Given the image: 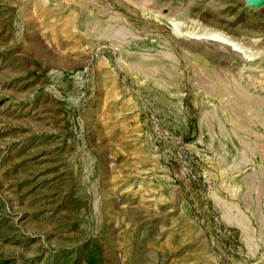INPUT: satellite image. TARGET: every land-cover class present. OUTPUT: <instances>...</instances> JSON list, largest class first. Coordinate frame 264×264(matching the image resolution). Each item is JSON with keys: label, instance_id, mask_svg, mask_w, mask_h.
I'll return each mask as SVG.
<instances>
[{"label": "rangeland", "instance_id": "374dc122", "mask_svg": "<svg viewBox=\"0 0 264 264\" xmlns=\"http://www.w3.org/2000/svg\"><path fill=\"white\" fill-rule=\"evenodd\" d=\"M0 264H264V0H0Z\"/></svg>", "mask_w": 264, "mask_h": 264}, {"label": "bare ground", "instance_id": "6f19581e", "mask_svg": "<svg viewBox=\"0 0 264 264\" xmlns=\"http://www.w3.org/2000/svg\"><path fill=\"white\" fill-rule=\"evenodd\" d=\"M200 37H197V39H199ZM196 39V38H195Z\"/></svg>", "mask_w": 264, "mask_h": 264}]
</instances>
